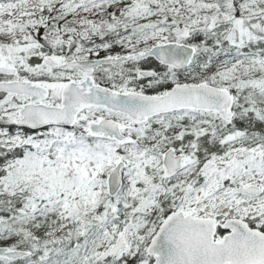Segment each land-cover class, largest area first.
<instances>
[{
  "label": "snow or ice",
  "instance_id": "snow-or-ice-1",
  "mask_svg": "<svg viewBox=\"0 0 264 264\" xmlns=\"http://www.w3.org/2000/svg\"><path fill=\"white\" fill-rule=\"evenodd\" d=\"M0 264H264V0H0Z\"/></svg>",
  "mask_w": 264,
  "mask_h": 264
}]
</instances>
